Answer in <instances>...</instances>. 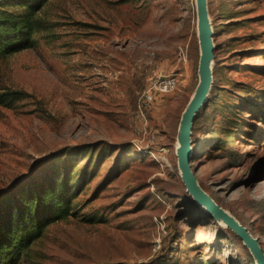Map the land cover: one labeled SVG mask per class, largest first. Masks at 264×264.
Listing matches in <instances>:
<instances>
[{
	"label": "rangeland",
	"instance_id": "rangeland-1",
	"mask_svg": "<svg viewBox=\"0 0 264 264\" xmlns=\"http://www.w3.org/2000/svg\"><path fill=\"white\" fill-rule=\"evenodd\" d=\"M208 10L214 80L191 166L264 250V0ZM39 18L36 45L0 58V94L12 93L0 103V192L70 168L80 188L23 264H256L178 166L199 82L196 0H49ZM170 75L177 86L154 91L142 117V94Z\"/></svg>",
	"mask_w": 264,
	"mask_h": 264
},
{
	"label": "trees",
	"instance_id": "trees-1",
	"mask_svg": "<svg viewBox=\"0 0 264 264\" xmlns=\"http://www.w3.org/2000/svg\"><path fill=\"white\" fill-rule=\"evenodd\" d=\"M48 2L0 0V58L36 45L39 12ZM11 95L1 93L0 103L10 100ZM79 188L80 181H73L70 168L43 180L14 183L0 192V264H23L48 227L73 214Z\"/></svg>",
	"mask_w": 264,
	"mask_h": 264
},
{
	"label": "water",
	"instance_id": "water-1",
	"mask_svg": "<svg viewBox=\"0 0 264 264\" xmlns=\"http://www.w3.org/2000/svg\"><path fill=\"white\" fill-rule=\"evenodd\" d=\"M196 8L200 46L199 82L181 115L176 147L178 166L187 191L195 202L206 209L217 222H224L242 239L253 255L256 264H264V250L258 238L233 213L216 202L200 185L191 166L193 124L197 113L208 101L214 80L213 63L215 59L214 32L208 10V0H196Z\"/></svg>",
	"mask_w": 264,
	"mask_h": 264
},
{
	"label": "built area",
	"instance_id": "built-area-1",
	"mask_svg": "<svg viewBox=\"0 0 264 264\" xmlns=\"http://www.w3.org/2000/svg\"><path fill=\"white\" fill-rule=\"evenodd\" d=\"M178 83V78L175 75H170L166 78H162L159 76L158 78H155L150 87L145 90V92L141 96V106H140V114L142 117L145 118V109L151 105L152 101L154 100L155 93L156 92H170L172 91Z\"/></svg>",
	"mask_w": 264,
	"mask_h": 264
},
{
	"label": "bare ground",
	"instance_id": "bare-ground-1",
	"mask_svg": "<svg viewBox=\"0 0 264 264\" xmlns=\"http://www.w3.org/2000/svg\"><path fill=\"white\" fill-rule=\"evenodd\" d=\"M205 210H206V209H205ZM218 223L226 227V224H225L224 222L219 221Z\"/></svg>",
	"mask_w": 264,
	"mask_h": 264
}]
</instances>
